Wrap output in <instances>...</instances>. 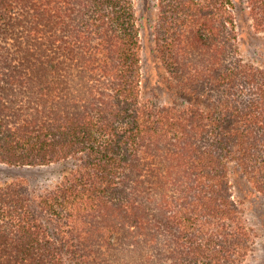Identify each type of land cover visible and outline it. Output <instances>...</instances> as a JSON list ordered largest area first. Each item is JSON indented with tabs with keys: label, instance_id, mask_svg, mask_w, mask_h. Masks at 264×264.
Returning <instances> with one entry per match:
<instances>
[{
	"label": "trees",
	"instance_id": "16d2710c",
	"mask_svg": "<svg viewBox=\"0 0 264 264\" xmlns=\"http://www.w3.org/2000/svg\"><path fill=\"white\" fill-rule=\"evenodd\" d=\"M254 34L264 0H155L147 58L133 0H0V264H264Z\"/></svg>",
	"mask_w": 264,
	"mask_h": 264
},
{
	"label": "rangeland",
	"instance_id": "374dc122",
	"mask_svg": "<svg viewBox=\"0 0 264 264\" xmlns=\"http://www.w3.org/2000/svg\"><path fill=\"white\" fill-rule=\"evenodd\" d=\"M136 12H137V20L138 24L141 28V34L144 37V41L147 48V58L150 56V50L152 47V36H151V23L152 19L155 13V0H133ZM255 35V34H254ZM244 53L248 56V58H251L254 56V51L257 52H263L264 53V36L263 35H255L254 37L247 38L245 40ZM144 70H145V76H146V82L149 87L146 89V95H152L153 93L160 92L155 86L156 83V74L157 72L154 70V64H152L151 58L148 60H144ZM149 81V82H148ZM67 168V165H54L50 167H44L40 168L39 172H32L29 169H19L16 168L15 170L10 171V173L15 176H37L35 173H38L40 175V182L43 181H50L58 178V176L61 174V172ZM235 170V169H234ZM6 173H0V179L5 178ZM233 182L236 185V195L239 197V199L243 198V195L245 196V186L244 181L241 180V176L237 174L236 172L232 174ZM245 206L249 207L251 206V209L248 210V216L251 219V221L255 225H259L264 222V202L262 200L255 201L254 197L249 196L247 199V202ZM263 216V218H262ZM263 241V240H262ZM264 243V241H263ZM262 243V244H263Z\"/></svg>",
	"mask_w": 264,
	"mask_h": 264
}]
</instances>
